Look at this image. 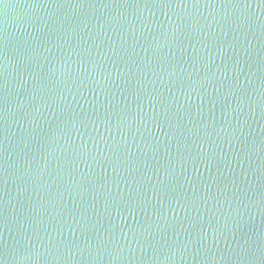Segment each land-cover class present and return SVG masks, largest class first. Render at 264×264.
<instances>
[{
  "label": "water",
  "instance_id": "95a60500",
  "mask_svg": "<svg viewBox=\"0 0 264 264\" xmlns=\"http://www.w3.org/2000/svg\"><path fill=\"white\" fill-rule=\"evenodd\" d=\"M0 264H264V0H3Z\"/></svg>",
  "mask_w": 264,
  "mask_h": 264
},
{
  "label": "snow or ice",
  "instance_id": "6c2138e0",
  "mask_svg": "<svg viewBox=\"0 0 264 264\" xmlns=\"http://www.w3.org/2000/svg\"><path fill=\"white\" fill-rule=\"evenodd\" d=\"M3 2V0H0V3H2Z\"/></svg>",
  "mask_w": 264,
  "mask_h": 264
}]
</instances>
